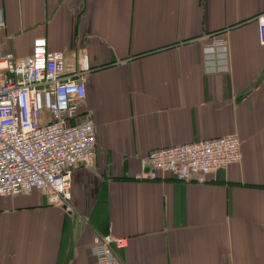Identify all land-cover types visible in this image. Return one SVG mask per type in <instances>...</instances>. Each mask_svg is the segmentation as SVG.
Masks as SVG:
<instances>
[{
  "label": "crops",
  "instance_id": "crops-1",
  "mask_svg": "<svg viewBox=\"0 0 264 264\" xmlns=\"http://www.w3.org/2000/svg\"><path fill=\"white\" fill-rule=\"evenodd\" d=\"M264 0H0V56L34 42L80 69L97 157L73 169L74 214L39 191L0 197V264H98L97 237L128 239L125 264H264ZM227 41L228 69L207 48ZM237 134L243 160L205 181H138L157 149Z\"/></svg>",
  "mask_w": 264,
  "mask_h": 264
},
{
  "label": "built area",
  "instance_id": "built-area-1",
  "mask_svg": "<svg viewBox=\"0 0 264 264\" xmlns=\"http://www.w3.org/2000/svg\"><path fill=\"white\" fill-rule=\"evenodd\" d=\"M264 46V12L257 16ZM6 27L0 13V32ZM212 71L228 69L227 41L212 39L207 48ZM88 57L73 68L63 52L49 50L44 38L34 42L30 56H0V197L44 193L52 206L74 214L73 169L90 168L97 157V129L90 117L80 120L87 99ZM242 139L233 134L152 151L148 171L138 181L173 176L184 182L205 181L243 160ZM128 239L97 237L98 264H125L121 252Z\"/></svg>",
  "mask_w": 264,
  "mask_h": 264
}]
</instances>
